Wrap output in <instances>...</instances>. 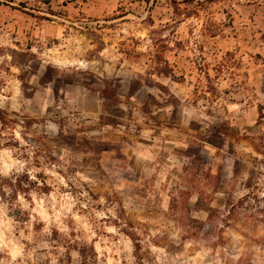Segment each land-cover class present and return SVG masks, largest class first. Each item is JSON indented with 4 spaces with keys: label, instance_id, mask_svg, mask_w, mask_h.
I'll return each instance as SVG.
<instances>
[{
    "label": "rangeland",
    "instance_id": "rangeland-1",
    "mask_svg": "<svg viewBox=\"0 0 264 264\" xmlns=\"http://www.w3.org/2000/svg\"><path fill=\"white\" fill-rule=\"evenodd\" d=\"M263 107L264 0H0V264H264Z\"/></svg>",
    "mask_w": 264,
    "mask_h": 264
},
{
    "label": "trees",
    "instance_id": "trees-1",
    "mask_svg": "<svg viewBox=\"0 0 264 264\" xmlns=\"http://www.w3.org/2000/svg\"><path fill=\"white\" fill-rule=\"evenodd\" d=\"M151 68H150V72L151 74H156V75H162V76H167L166 72V66H164L162 68V62L158 61V59H153L151 60ZM163 63H165V65L168 64V62L166 60H163ZM168 67V66H167ZM102 84H99V88L97 90V92L99 93V95L107 102L109 99L112 98V96L114 95V93H112V91L108 92V88L106 86L110 85L109 81L107 79L102 80ZM264 109V107L262 108V110ZM262 114V112H261ZM101 120L104 124H116L117 122L114 120H111L112 122H109V120H106L103 117V114L101 115ZM0 122L2 125H7L9 124L11 121L4 115L3 111L0 110ZM66 141V140H64ZM28 178V177H27ZM26 180V179H25ZM17 183H15L14 185V189L15 191H23L24 193L28 191V186H30L31 182H25L24 184L22 183V179H17L16 180ZM28 181V179L26 180Z\"/></svg>",
    "mask_w": 264,
    "mask_h": 264
},
{
    "label": "clouds",
    "instance_id": "clouds-1",
    "mask_svg": "<svg viewBox=\"0 0 264 264\" xmlns=\"http://www.w3.org/2000/svg\"><path fill=\"white\" fill-rule=\"evenodd\" d=\"M13 255H15V253H13Z\"/></svg>",
    "mask_w": 264,
    "mask_h": 264
}]
</instances>
